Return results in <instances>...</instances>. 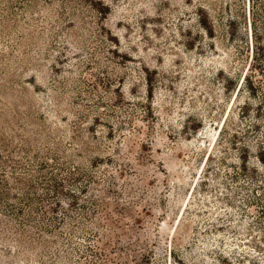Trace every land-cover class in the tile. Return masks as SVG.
Instances as JSON below:
<instances>
[{
    "label": "rangeland",
    "instance_id": "1",
    "mask_svg": "<svg viewBox=\"0 0 264 264\" xmlns=\"http://www.w3.org/2000/svg\"><path fill=\"white\" fill-rule=\"evenodd\" d=\"M0 223V264H264V0H0Z\"/></svg>",
    "mask_w": 264,
    "mask_h": 264
},
{
    "label": "trees",
    "instance_id": "2",
    "mask_svg": "<svg viewBox=\"0 0 264 264\" xmlns=\"http://www.w3.org/2000/svg\"><path fill=\"white\" fill-rule=\"evenodd\" d=\"M201 24L203 26V28L205 30H209V26L207 25V23H205L204 21H201ZM4 190L5 189H1ZM2 193V194H3ZM16 234V237H13ZM25 234V229H21L18 233H14L13 228L11 227V224L9 223H0V241L5 240V239H12L15 238V241L18 242L19 244H21V246L26 247L28 250H32L33 247L23 239V236ZM26 244H28V246H25Z\"/></svg>",
    "mask_w": 264,
    "mask_h": 264
}]
</instances>
